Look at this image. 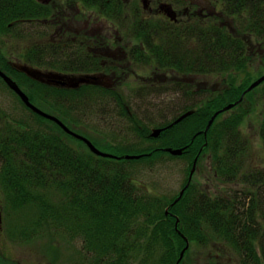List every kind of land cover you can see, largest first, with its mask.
<instances>
[{"label":"trees","instance_id":"16d2710c","mask_svg":"<svg viewBox=\"0 0 264 264\" xmlns=\"http://www.w3.org/2000/svg\"><path fill=\"white\" fill-rule=\"evenodd\" d=\"M171 1L185 11L199 7L202 15L188 20L182 13L179 22L162 18L151 22L141 18L139 7L131 8L127 2L88 0L95 6L106 5L105 15L112 20L116 15L121 30L135 42L134 51L139 49L133 53V62L157 75L153 86L137 89L125 83L130 93L123 92L122 86L58 88L17 70L16 62L2 54L4 49H0V68L18 82L33 104L77 132L88 124L85 120L90 114H99L98 119L105 121L114 113L125 116L129 120L126 125L133 126L130 130L146 132L134 142L143 148H131L129 142L124 154L144 155L141 161H163L175 156L162 148L186 147L183 156L190 155L192 169L195 158L198 167L208 153L216 178L242 188L216 196L191 184L178 202L174 203L176 198L164 202L146 189L135 191L129 187L125 165L91 153L83 141L74 139L56 123L34 114L38 124L28 121L14 125L0 115V129L7 130L5 136L0 134V157L4 160L1 183L10 200L14 196L13 205L34 204L40 210L34 222L26 224L31 234L19 239L11 231L8 236L12 240L31 241L40 233L50 241L59 237L69 242L82 236L88 248L84 256L99 257L97 264H134L129 254L136 248L140 264H175L186 240L190 245L204 246L213 235L235 246L242 264H264V173L247 165L249 142L239 126L243 115L221 121V113L207 135L203 133L213 115L226 105H251L248 96L255 89L239 101L264 75V0H196V4L192 0ZM28 16L38 13L29 10L24 0H0V36L28 42L21 21ZM7 51L20 54V63L34 67L56 69L59 65L55 55L43 54L34 44L30 48L14 45ZM258 60L262 63L260 69L252 71L251 63ZM65 68L60 63L57 70ZM203 77H223V86L198 102L197 98L209 90L197 81ZM140 91L159 96L172 92L191 101L172 118L174 122L166 120L155 125L162 133L154 138L151 130L141 125V118L135 119L137 106L133 103H144L150 97H142ZM97 101L104 104L102 113L94 107ZM183 116L186 118L175 123ZM100 123L96 126L107 127L104 121ZM98 134L94 128L84 133L101 141ZM260 136L264 141V118ZM46 189L53 190L59 204L52 202ZM45 229L50 234L55 232V236H48ZM189 250L180 264L186 263Z\"/></svg>","mask_w":264,"mask_h":264},{"label":"rangeland","instance_id":"374dc122","mask_svg":"<svg viewBox=\"0 0 264 264\" xmlns=\"http://www.w3.org/2000/svg\"><path fill=\"white\" fill-rule=\"evenodd\" d=\"M131 8L141 7L140 0H129ZM27 42V41H26ZM26 42L22 39L11 40L10 36H0V49H4L5 53L3 55L9 57L12 62L20 63L23 61L20 54H14L13 51H7L8 48L14 47V45L19 48H23ZM32 44V43H31ZM17 51V50H16ZM11 63V62H9ZM262 63L258 60L256 63H251V69H260ZM197 81H201L202 87L206 88L209 86V90L197 98L196 101L203 102L209 96L213 95L222 88L221 81L223 77H203ZM126 86L120 87L125 93H130V89ZM134 88L133 86H129ZM135 88L138 89V86ZM214 90V91H212ZM142 97L150 96L146 98L144 103L134 102L132 106H137L135 111L137 116L136 120L139 121L141 118L142 126L144 125L146 129L153 131L155 125L170 120L171 123L175 118L176 114L185 109V106L190 104L191 101L188 97L185 98L181 94H174L172 92L165 93L159 96V94H149L145 95L144 91H140ZM90 101V100H89ZM248 102L251 105L241 104L237 107H233L230 110L221 112L224 113L221 117V121L227 119L235 114L243 115L240 122L241 130L248 140L249 144L247 147V165L249 167L264 173V141L260 136V127L264 118V84L258 86L254 92L248 96ZM188 103V104H187ZM244 103V102H243ZM186 104V105H185ZM185 105V106H184ZM104 104L97 101L96 109H99L102 113L104 109ZM141 106V108H140ZM228 106V105H226ZM225 106V107H226ZM224 107V108H225ZM43 109V108H42ZM41 109V110H42ZM223 109V108H222ZM221 109V110H222ZM45 109H43L44 111ZM220 113V114H221ZM0 115L7 118V123H12L14 125L19 123H26L28 121L34 124H38L40 121L38 118L30 113V111L22 104V102L9 90L8 86L0 78ZM116 113L108 117L105 121L104 118L98 119L99 114L88 115L85 124L80 130L88 131V129L94 128L95 132L99 134H105L110 137H123L119 138L127 141V144L118 150L126 151L129 146L128 142H132L131 148L139 149L143 148L144 145L135 146L136 141L142 139V134H145V130L135 132L130 130L133 126L126 125L129 121L125 116H120ZM166 118V119H163ZM186 118V117H185ZM104 121L107 127L105 129L98 127V122ZM174 122V121H173ZM95 123V124H94ZM167 123V124H169ZM100 125H102L100 123ZM94 126V127H93ZM0 129L1 135H6ZM99 134L97 135L99 137ZM85 138L91 141L90 137L81 134ZM136 137L133 141L132 138ZM92 141L101 151L111 152L113 149L111 146L107 147L103 141H97L92 138ZM150 144V143H149ZM154 146V144H150ZM115 155H120V152H112ZM166 157V155L164 156ZM190 155L187 156H177L173 158H165L163 161L159 159H154L150 161H126L122 164L125 165V169L130 175V180L134 183L128 182V186L135 189H146L153 194L159 195L163 198L164 202H169L179 196L183 187L187 184L189 179L191 167H189ZM4 160L0 157V170ZM215 169L212 168V157L206 153L204 154V159L198 165L196 172L194 174L192 184L203 189L210 195H226L232 189H241L242 187L236 186L233 183H227L221 179L216 178ZM220 178V177H219ZM0 176V205L2 207V219L0 222L1 229L4 234L0 235V257H9L11 260L16 258L15 264H97L100 258L91 254L89 257L84 255L87 254L88 248L86 241L83 240L82 236H78L73 241H66L57 237L55 241H50L48 237L44 234H39V237L35 236V239L31 241L26 240H12L8 233L12 231L15 238L26 239L31 231L25 229L27 227V222L33 223L37 213H40L39 208L34 204H27L24 207L15 206L11 203L15 202L12 200L14 196L9 198V194L4 189L1 183ZM46 193L51 196L53 203L59 204V200L54 196L52 189H46ZM48 196V197H49ZM18 200V198H16ZM168 203V204H169ZM167 204V205H168ZM43 232V231H41ZM48 236H55V232L47 233ZM71 239V238H70ZM57 240V241H56ZM190 252L186 263L184 264H242V257L235 248V246L229 244L223 238L217 236H211L210 241L204 245H194L191 244L189 248ZM138 249H133L130 252V257H133L134 264H140L141 258L137 256ZM185 255V254H184ZM137 256V257H136ZM84 258V259H83ZM86 258V259H85ZM184 258V257H183ZM183 260V259H182ZM181 260V261H182ZM181 263V262H180ZM179 263V264H180ZM177 264V263H175Z\"/></svg>","mask_w":264,"mask_h":264},{"label":"flooded vegetation","instance_id":"af4514ba","mask_svg":"<svg viewBox=\"0 0 264 264\" xmlns=\"http://www.w3.org/2000/svg\"><path fill=\"white\" fill-rule=\"evenodd\" d=\"M121 1L129 3V0ZM143 1L140 0L139 8L143 15L141 18L145 21L154 22L157 18H162L169 22H179L182 21V13L191 20L197 15H202L203 11L199 7L192 10L193 12L189 8L185 11L184 8L176 7L171 0H147V7ZM24 2L29 10L38 13V16H28L21 20L23 34L28 40L26 46L30 48L34 44V47L41 50L43 54L55 55L59 65L60 63L66 65L65 70H57L59 65H55L56 69L40 68L43 71L70 75L87 74L96 76L99 80L105 78L106 80H102L105 84L102 85L110 88L127 84L141 88L153 86L157 81L155 73L133 62V53L139 49L134 51L135 42L121 30V24L117 22L116 15L114 20L105 15L106 5L100 3L95 6L89 4L88 0H24ZM192 3L197 2L192 0ZM172 11L176 14V20H172L169 16ZM124 99L128 100L127 97ZM84 133L87 132L79 130L80 135ZM99 137L104 144L106 143L105 146H111L110 149H113L105 153L116 156L105 159L121 164L128 161L123 158V151L118 150L127 144L123 139H119H126L125 136L115 139L113 136L108 137L103 134ZM112 152L121 154L115 155ZM130 178L129 182L134 183V180L131 181ZM137 189L139 188L136 187L134 190L137 191ZM1 234L4 233L0 226ZM13 259L0 257V264H15L16 258Z\"/></svg>","mask_w":264,"mask_h":264},{"label":"water","instance_id":"95a60500","mask_svg":"<svg viewBox=\"0 0 264 264\" xmlns=\"http://www.w3.org/2000/svg\"><path fill=\"white\" fill-rule=\"evenodd\" d=\"M143 4L145 5V7H147V0L143 1ZM169 16L172 20H176V14L172 11L169 13ZM15 68L17 70H19L22 73H25L28 77L36 80L37 82H41V83H47L48 85L51 86H55V87H61V88H67V89H79L81 86L83 85H102L105 84L102 82V80H106L101 79L99 80L96 76H92V75H82V74H74V75H70V74H62V73H58V72H48V71H43L39 68H35L32 65H28V64H16ZM0 78L4 81V83L10 88V90H12L13 92H15L20 99L22 100V102L26 105V108L31 109L34 113H36L37 115L48 119L50 121H53L54 123H56L58 126H60V128H62L67 134L73 136L76 139H79L81 141H84L88 148L95 153L98 156L101 157H108V158H114L116 156L109 154V153H105L103 151H101L99 148H97L90 140H88L87 138H85L84 136L74 132L73 130H71L66 124H64L59 118L41 110L40 108H38L36 105H34L28 95L20 88V86L11 78L9 77L1 68H0ZM264 82V75L262 77H260L258 80H256L253 84L250 85V87L246 90V92L244 93L243 97L241 98V100L239 102H242V100L244 99L245 95L248 92L253 91L255 88H257L260 84H262ZM238 102V103H239ZM237 103L234 104H230L228 106H226L225 108H223L222 110L218 111L209 121V124L207 126V129L205 130V135L207 134L208 130L210 129V127L212 126L213 122L215 121L216 117L224 111L230 110L231 108H233ZM183 117H180L175 123L181 121ZM162 130L158 129V130H154V132L152 133L153 137H158L160 136ZM165 151H167L168 153H170L173 156H181L184 153V148H179V149H174V148H166L164 149ZM141 156L143 155H126L125 158L129 159V160H133V159H140ZM196 166H197V159L195 160L194 164H193V168L191 170L190 173V177H189V182L187 184V186L185 187V189H187L192 181L193 175L196 171ZM184 189V190H185ZM184 190L180 193V197L176 200V202L181 198V196L184 193ZM2 219V207L0 205V222ZM187 245L186 247L183 249L181 255H180V259L178 261L177 264H179L181 262V260L184 257L185 252L189 249L190 247V243L188 240H186Z\"/></svg>","mask_w":264,"mask_h":264}]
</instances>
